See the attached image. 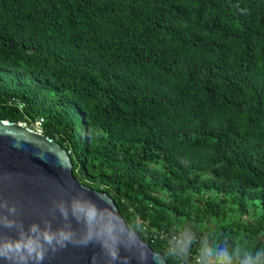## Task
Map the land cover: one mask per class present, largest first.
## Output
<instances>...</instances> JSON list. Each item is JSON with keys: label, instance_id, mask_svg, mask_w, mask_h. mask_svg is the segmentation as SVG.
<instances>
[{"label": "trees", "instance_id": "1", "mask_svg": "<svg viewBox=\"0 0 264 264\" xmlns=\"http://www.w3.org/2000/svg\"><path fill=\"white\" fill-rule=\"evenodd\" d=\"M0 120L69 153L167 264L173 234L264 248V0H0Z\"/></svg>", "mask_w": 264, "mask_h": 264}, {"label": "water", "instance_id": "2", "mask_svg": "<svg viewBox=\"0 0 264 264\" xmlns=\"http://www.w3.org/2000/svg\"><path fill=\"white\" fill-rule=\"evenodd\" d=\"M81 194L98 209L114 214L128 228L107 193L86 187L74 178L71 157L60 144L22 124L0 120V205L6 203L15 208V215L9 218L17 226L22 223L25 230L33 223L43 228L44 222L50 221L54 231L71 224L75 233L72 242L64 247L56 246L55 251L47 248L41 264H142L137 249L129 251L121 246L119 258L113 261L100 243L81 242L84 225L77 224L71 216L65 221L57 210L62 202L70 203ZM0 234L13 238L17 235L15 229L2 226ZM137 236L147 254L143 264H167L163 255ZM0 264H14V261L0 256Z\"/></svg>", "mask_w": 264, "mask_h": 264}, {"label": "clouds", "instance_id": "3", "mask_svg": "<svg viewBox=\"0 0 264 264\" xmlns=\"http://www.w3.org/2000/svg\"><path fill=\"white\" fill-rule=\"evenodd\" d=\"M0 209L3 210V213H0V226L15 229L17 233L15 238L0 234V256L13 260L14 264H29V261H32V264H41L47 248L55 251L56 246L64 247L67 242H72L75 235L71 224L54 231L50 221L44 222L43 228L33 223L25 230L22 223L17 226V222L9 218L15 215V208L5 203L0 205ZM57 210L65 221L71 216L77 224L84 225L82 243H100L113 261L119 258L121 246L129 251L139 250L142 264L146 260L147 254L136 230L126 228L118 217L98 209L82 194L72 198L70 203L62 202L57 206ZM195 242L191 229L173 234L168 241L165 255L177 260L178 264H193L191 248ZM195 264H264V248L255 251L234 249L227 241L202 239L199 241Z\"/></svg>", "mask_w": 264, "mask_h": 264}, {"label": "built area", "instance_id": "4", "mask_svg": "<svg viewBox=\"0 0 264 264\" xmlns=\"http://www.w3.org/2000/svg\"><path fill=\"white\" fill-rule=\"evenodd\" d=\"M42 124H43V120H39V121H37L36 123H35V126H34V130L35 131H37L38 133H43L42 132V129H41V126H42ZM23 126H25V127H27L25 124H22Z\"/></svg>", "mask_w": 264, "mask_h": 264}]
</instances>
